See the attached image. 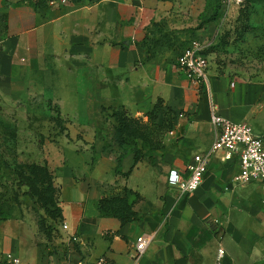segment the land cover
Segmentation results:
<instances>
[{
    "label": "crops",
    "instance_id": "obj_1",
    "mask_svg": "<svg viewBox=\"0 0 264 264\" xmlns=\"http://www.w3.org/2000/svg\"><path fill=\"white\" fill-rule=\"evenodd\" d=\"M178 4L78 0L68 6L48 2L34 6L30 0H0V97L23 103L38 97L57 103L59 117L68 120L70 139L64 147L89 154L80 172L82 163L64 156L55 173L69 229L60 226L48 240L37 228L16 221L15 238L0 239L2 264H8V253L31 264L100 257L111 264H134V245L145 233L155 237L139 264H264V216L257 218L258 226L253 224L252 215L262 210L255 203V192L248 190L255 182L234 183L241 171L238 159L223 162L214 155L194 193L182 194L168 183L171 170L187 174L193 158L214 143L212 99L224 117L264 132L259 88L232 79L211 64L209 83L197 86L177 68L190 43L188 16L176 11ZM159 99L176 114L160 153L167 176L162 192L155 196L156 174L150 167L147 174L141 173L145 163L128 177L117 174L114 131L105 121L104 109L110 114L121 108L136 110L155 106ZM133 161V155L124 159L123 173L131 170ZM125 188L144 197L135 205L140 220L122 225L115 217H101L99 200L124 195ZM220 249L225 251L222 258Z\"/></svg>",
    "mask_w": 264,
    "mask_h": 264
},
{
    "label": "rangeland",
    "instance_id": "obj_2",
    "mask_svg": "<svg viewBox=\"0 0 264 264\" xmlns=\"http://www.w3.org/2000/svg\"><path fill=\"white\" fill-rule=\"evenodd\" d=\"M177 1L179 4L176 11L188 16L186 22L189 45L194 40L206 44L211 66H216L222 73L230 74L232 79H242L249 85L259 88L261 104H264V0ZM0 98V202L8 204L3 206V211L14 214L13 218L9 219L12 221L0 219V239L15 238L12 224H17L18 220L28 223L32 228H37L40 236L46 238L39 228V220L42 216L47 217V213L39 204L25 196L26 187L18 186L15 165L28 163L47 166L55 175L60 168L59 162L61 163L62 157L67 156L72 163H82L80 172L85 167L84 159L89 157V154L80 155L78 153L80 151L76 152L74 146L69 149L64 147L63 142L70 139V135H66L68 120H62V124L57 121L60 116L57 103L49 104L38 97L28 103ZM104 110L105 121L107 124L110 121L113 132L115 118L107 107ZM123 112L130 120L137 122L144 134L145 139L139 138L137 142L141 147L165 139L169 127L167 120L171 116L166 114L163 101L156 106L136 110L125 108ZM109 114L113 119L107 117ZM91 149L96 153L94 146ZM112 152L116 156L119 154L117 146ZM48 161L53 164L50 166ZM142 163H145V167L141 169V173L147 174V169L150 167L156 174L158 181L156 187L159 188L156 190L155 196H157L163 190L161 188L167 173L162 168L152 167L145 160ZM250 186L248 190L255 192V203L262 210L261 214L252 215L253 224L258 226L257 218L264 216V185L255 182ZM56 187L59 189L57 185ZM164 199L161 195L160 202ZM141 201H144V197L140 194L137 203ZM57 234L58 231L54 236ZM224 244L226 245V241ZM2 263L4 262L0 261V264Z\"/></svg>",
    "mask_w": 264,
    "mask_h": 264
},
{
    "label": "built area",
    "instance_id": "obj_3",
    "mask_svg": "<svg viewBox=\"0 0 264 264\" xmlns=\"http://www.w3.org/2000/svg\"><path fill=\"white\" fill-rule=\"evenodd\" d=\"M76 2L77 0H48L52 6H68ZM206 52L207 45L194 40L178 58L176 64L177 68L197 86L209 83L210 60ZM210 114L211 123L215 128V140L211 148L193 158L188 166L187 174L171 170L168 183L177 187L182 194L196 192L205 179L209 163L214 155H219L223 162L239 160L241 171L234 180L237 186L258 181L264 182V132L257 133L247 122H236L224 117L220 114L219 107L213 99ZM62 227L64 230L69 229L66 223ZM154 237L152 233H145L138 237L134 245V264L140 263ZM70 240L77 242L79 238L71 236ZM219 252L222 258L225 254L224 249H220ZM6 261L8 264H31L13 253L6 255ZM68 264H111V262L106 257H100L96 260L81 258Z\"/></svg>",
    "mask_w": 264,
    "mask_h": 264
},
{
    "label": "trees",
    "instance_id": "obj_4",
    "mask_svg": "<svg viewBox=\"0 0 264 264\" xmlns=\"http://www.w3.org/2000/svg\"><path fill=\"white\" fill-rule=\"evenodd\" d=\"M46 2L48 0H30V3L34 6ZM206 53L208 54V50ZM161 101L163 100L159 99L156 105ZM164 108H166V114L171 116L167 120L169 124L167 133L174 126L173 119L176 112L169 107ZM124 109L114 110L112 113L116 123L114 126L113 141L119 151L117 155V174L128 177L134 168L143 160L147 161L152 167L161 169L164 161L160 153L165 149L164 140L141 147L137 142L139 138L145 139V136L141 132L137 122L126 117L127 114L123 112ZM57 121L62 124L60 117ZM146 142L148 141L146 140ZM144 148L146 150L143 151ZM129 155H133L134 157L133 166L129 172L123 173V161ZM14 171L18 175V186L20 188H27L25 196L35 201V203L39 204L46 211L47 217L42 216L40 218L39 228L45 237L51 240L54 237V233L59 232V228L65 220L64 210L60 202V190L55 185V175L47 166L28 163L16 164ZM132 195L136 196V200L133 202H131ZM138 198H140L138 192L125 188L123 196L104 197L100 199L98 202V210L101 217H115L121 221L122 225H126L138 221L141 218L139 212L135 210ZM6 205L8 204L0 202V219L3 220L12 219L14 215L13 212H5L2 210L3 206ZM50 221H52L51 224H49Z\"/></svg>",
    "mask_w": 264,
    "mask_h": 264
}]
</instances>
